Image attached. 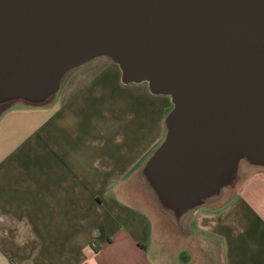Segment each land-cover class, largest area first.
I'll use <instances>...</instances> for the list:
<instances>
[{
    "label": "water",
    "instance_id": "1",
    "mask_svg": "<svg viewBox=\"0 0 264 264\" xmlns=\"http://www.w3.org/2000/svg\"><path fill=\"white\" fill-rule=\"evenodd\" d=\"M168 96L139 170L173 224L264 168V0H0V105H41L96 59Z\"/></svg>",
    "mask_w": 264,
    "mask_h": 264
},
{
    "label": "crops",
    "instance_id": "2",
    "mask_svg": "<svg viewBox=\"0 0 264 264\" xmlns=\"http://www.w3.org/2000/svg\"><path fill=\"white\" fill-rule=\"evenodd\" d=\"M109 61L64 103L0 111V264H264V168L173 224L139 178L171 100ZM134 87L145 107L110 125L109 90Z\"/></svg>",
    "mask_w": 264,
    "mask_h": 264
},
{
    "label": "rangeland",
    "instance_id": "3",
    "mask_svg": "<svg viewBox=\"0 0 264 264\" xmlns=\"http://www.w3.org/2000/svg\"><path fill=\"white\" fill-rule=\"evenodd\" d=\"M109 62L110 61L107 58H97L70 71L62 79L60 90L42 105L50 106L54 103H64L66 100L70 99L77 91H79L81 88H83L91 81H93L96 77H98L99 75L107 74L106 66ZM131 90L132 92L131 91L123 92L121 91V89L109 90V100L106 101V105L104 104V106L107 109L110 125L126 124L127 121L125 120H127V118H131L133 114H138V112L145 107L142 102L138 104V102L141 100L128 99V98L133 99V96L135 98H137V96H140L138 87H134ZM115 98H119V99L113 100ZM158 100H162V99H158ZM23 103H24L23 101H14L5 105H0V111H2L6 106L21 105ZM158 105L162 107L161 103L160 104L158 103ZM146 108L149 109L150 106L146 105ZM169 111L170 110H164V114L166 115ZM156 126H157L156 131L158 132L160 130V121L157 122ZM164 135H165V129L163 130V137ZM154 149L151 148L141 158V164L153 152ZM246 165L247 163L240 162L239 168L241 169ZM239 168H238V172L240 170ZM241 178L242 176H239V178L237 177L238 179V181L236 180L237 184L235 182V184L232 187H230L231 189L230 188L224 189L222 193L223 198L220 201H218L216 205L221 204L226 199H228L229 195L232 194L234 192V189H236L237 186L239 185V182L242 180ZM146 192L147 191H145V194L149 196V194ZM213 204L214 202L210 203L209 205H213Z\"/></svg>",
    "mask_w": 264,
    "mask_h": 264
}]
</instances>
